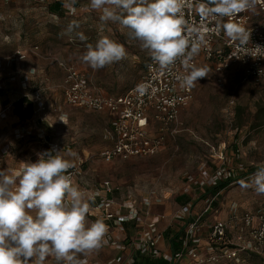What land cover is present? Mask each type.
Wrapping results in <instances>:
<instances>
[{
    "label": "rangeland",
    "instance_id": "1",
    "mask_svg": "<svg viewBox=\"0 0 264 264\" xmlns=\"http://www.w3.org/2000/svg\"><path fill=\"white\" fill-rule=\"evenodd\" d=\"M29 4L37 5V0H0V57H10L16 49L26 48L17 43L13 45L15 40L11 42V39L21 42L25 37L22 14L18 12L12 21V11H20L18 9ZM74 5L80 11L72 16L79 25V32L87 38L84 41L76 36V44L95 46L101 36H108L123 44L128 53L126 59L97 70L92 78L94 86L101 89L102 81L109 86H125L124 82L134 70L135 73L140 71L136 82L140 81L151 59L147 50H141L139 42L130 39L127 29H122L118 23L102 25L100 13L90 8V0H76ZM80 49L83 54L87 50L83 46ZM206 68L207 78L197 84L194 99L181 110L177 134L155 156L118 158L111 162L103 160L100 152L108 143L110 121L93 110L65 107L63 121L68 118L67 125L57 124L55 132H50L52 138L61 139L63 147L70 146L73 152L78 151L75 159L82 163L80 180L83 184L91 186L110 179L121 187L119 196L131 192L140 200L152 198L151 210L164 216L161 222L164 233L168 229H184L187 220L177 218L176 214L186 203L194 202L196 210L203 211L204 190L211 186L208 182L203 183L205 176L216 175L218 170L230 169L232 173V182L221 190L214 204L218 217L231 219L234 210L241 216L264 208V194L240 184L242 180L248 181L258 167L264 165V117L260 115V107H264V78H247L244 68L235 65L223 74L220 82L212 68ZM22 87L21 82L15 90ZM124 89L122 87L120 91ZM6 90L0 89L2 104L18 98L16 92ZM34 99L38 101L37 96ZM183 195H189L190 199L180 202L178 198ZM246 229L239 219L229 231L228 240L233 242L234 237ZM137 230L132 226L128 233L132 236ZM98 251L92 253L96 255ZM109 256L115 258V254ZM262 263L260 256L253 255L240 264ZM216 264L239 263L221 260Z\"/></svg>",
    "mask_w": 264,
    "mask_h": 264
},
{
    "label": "built area",
    "instance_id": "2",
    "mask_svg": "<svg viewBox=\"0 0 264 264\" xmlns=\"http://www.w3.org/2000/svg\"><path fill=\"white\" fill-rule=\"evenodd\" d=\"M201 3H207V0H186L183 9L184 17L190 25L204 29V43L192 63L197 67H211L220 82L223 74L235 65L244 68L247 78H264V0H257L254 8L231 20L250 33V41L246 45L228 39L222 28H218L215 19H202L197 11ZM26 57L27 54L21 51L13 56L19 60ZM60 66L65 71L63 88L67 105L110 115L108 143L100 152L106 162L159 154L177 134L181 110L194 99L197 84L207 78H200L195 87H181L177 76L186 74V69L180 61L170 69L161 70L151 58L138 84L125 93L110 95L100 92L94 86L89 72L63 61ZM37 98L42 101L41 93L37 94ZM44 109L46 106L41 104L37 110ZM37 110L35 113L39 112ZM60 111L61 116L66 117ZM40 119L47 121L45 117ZM26 134L27 128L23 127L16 135L24 138ZM62 149L60 143L46 139L40 154ZM81 169L82 163H79L66 174L71 175L74 183L85 194L89 203L87 216L94 218L92 222L102 219L106 223V245L129 252L127 257L113 258L110 264H137V255L165 259L169 264H182L186 256L189 264H216L221 259H236L240 263L242 252L264 257V208L241 216L234 210L231 219L208 222L205 216L210 212H218L214 204L220 192L206 198V206L200 213H194V202H188L176 214L177 218L187 220L180 237L181 248L175 253H167L160 246L164 238L160 228L164 216L151 210L154 202L152 198L140 200L131 192L124 196L116 195L121 187L110 179H104L94 187H82L76 183L82 174ZM231 175L230 169L218 170L216 175L205 176L206 181L203 183L215 186L232 178ZM93 202L94 206H90ZM239 219L247 229L238 233L231 242L228 233ZM132 226L138 230L131 236L128 229ZM80 260L86 261V264H99L90 261L88 257Z\"/></svg>",
    "mask_w": 264,
    "mask_h": 264
},
{
    "label": "clouds",
    "instance_id": "3",
    "mask_svg": "<svg viewBox=\"0 0 264 264\" xmlns=\"http://www.w3.org/2000/svg\"><path fill=\"white\" fill-rule=\"evenodd\" d=\"M256 2L207 0L198 5L197 11L202 19H215L228 39L246 45L250 33L231 20L254 8ZM185 5L186 0H90V8L100 13L102 25L112 22L127 29L128 37L138 41L141 50H147L161 70L180 61L186 74L178 75L177 80L181 87L192 88L207 76L208 70L192 63L205 36L203 28L185 19ZM78 27L71 22L66 34ZM76 36L87 39L82 32ZM127 56L123 44L101 36L95 46L87 45L81 59L99 70ZM71 167L61 151L52 150L39 154L35 162H23L19 172L0 171V264H44L48 256H54L57 264H86L77 258L78 254L98 250L106 242V223L102 219L87 222L89 203L71 175L66 174ZM240 184L264 194V165Z\"/></svg>",
    "mask_w": 264,
    "mask_h": 264
},
{
    "label": "crops",
    "instance_id": "4",
    "mask_svg": "<svg viewBox=\"0 0 264 264\" xmlns=\"http://www.w3.org/2000/svg\"><path fill=\"white\" fill-rule=\"evenodd\" d=\"M57 1H63L62 8L58 10L51 7L52 4ZM70 8H74L75 11H70ZM18 10L20 11H12V21L15 20V15L19 14L18 12H21L25 37L21 42H17V39H11V42H14L15 40L13 45L17 43V45H24L26 48L16 49L10 57H0V89L7 88L6 92H16V94H18V98L9 103L2 104L0 102V171L5 172L6 174H14L19 172L22 169L23 162H35L38 159V155L40 154L41 148L44 146L46 139L51 142L60 143L61 139L52 138L50 133L51 131L55 130L57 124L64 127L68 123V118H65V121H63L64 119L61 116L62 112L60 110L65 112V107L76 108L74 106L67 105L64 101L63 83L65 71L60 66V62L63 61L68 64L75 65L79 69L89 72L91 79L96 75L97 72V70H93L81 59L83 52L80 48H82V46L87 48V44L81 43L79 45L75 43V40H78L76 38V33L79 32V28H76L71 34H66V29L68 28L69 24L73 21L76 22L74 16L72 15H74L79 10L78 7L71 4V0H37V5L29 4ZM89 39L91 38L89 37L88 40ZM20 51L25 52L27 57L24 60L14 59V54ZM133 61H135V59ZM138 72L135 73L134 70L131 77H129L124 82L125 86L122 84V87L125 88L123 91H120L122 90L121 85L109 86L103 84L104 81L101 82L102 87L98 90L104 94L110 95L125 93L128 89L132 88L141 81L142 78L140 81L136 82L137 78L139 79L141 75V73L137 75ZM13 79L15 80L12 81ZM21 82L23 89L21 88V90H15L16 86L17 88L20 87ZM38 93H41L42 101H36L34 99ZM23 96H28L34 101L36 110L41 104H44L46 109L40 111L37 110L39 112H36L30 119H21L14 112V103ZM3 114H5V116H2ZM101 114L105 115L110 121L109 114ZM42 117H45L47 121H41L40 118ZM23 127L27 128V134L24 138H18L16 134ZM70 148V146L63 147L61 153L65 159L70 161L72 166H75L79 164V160L75 159L78 151L74 150L73 152ZM80 178H78L76 182L78 185L82 187L95 186V184L91 186L83 184ZM212 187L214 186L211 185L207 188L209 189ZM204 191L205 193L203 197L205 198H203V201L204 205L206 206L205 200L210 196V194L206 193V189ZM116 195H118V193H116ZM90 206H94V202L91 203ZM195 207L196 205L193 209L194 213H199L201 209L196 210ZM216 213L217 212L208 213L205 216V219L208 222L216 219H223L218 217ZM86 219L89 224L92 222V220H94V218L88 216ZM185 224H187V222ZM185 227L186 225L184 226V229ZM184 229L181 230L184 231ZM179 231L180 230L174 231V233ZM163 235L164 238L161 241L160 246L167 253H175L171 247V244L165 238L164 232ZM203 241H206V239ZM203 247L205 246L203 245ZM98 253L99 254L96 255H94L92 252L86 255L78 254L77 258L80 259L83 257H88L90 261H96L99 262V264H110L109 262L112 259L109 255L111 254H115V257H127L129 255V252H122L115 247L106 245L105 243L99 249ZM253 255L255 254L250 252L240 253V263L245 262L246 257H252ZM261 259L263 261L262 264H264V257H261ZM221 260L235 261L238 263L236 259ZM221 260L219 262H221ZM29 264H33V262L30 261ZM44 264H57V261L54 256H48L45 258ZM182 264H189L188 256L182 260Z\"/></svg>",
    "mask_w": 264,
    "mask_h": 264
},
{
    "label": "trees",
    "instance_id": "5",
    "mask_svg": "<svg viewBox=\"0 0 264 264\" xmlns=\"http://www.w3.org/2000/svg\"><path fill=\"white\" fill-rule=\"evenodd\" d=\"M62 5H63V1H57L53 3L51 7L58 10L62 8ZM14 106H15L14 108L15 114H17L23 120L32 118L36 111L34 101L30 99L28 96H23L20 99L16 100ZM239 112L241 113V107H239ZM260 115L264 117V107H260ZM231 182H232V178L223 180L219 182L218 185H215L214 187L207 189L206 193L210 194V196H214L217 193L221 192V190L226 188ZM189 199L190 197L188 195H183L178 198L180 202H187ZM182 233L183 230H180L179 232H175V233L172 229H168L167 231H165V238L171 244V247L174 252L178 251L181 248L180 237ZM136 263L137 264H168V261H166L165 259H151L148 257H143V256L140 257L139 255H137Z\"/></svg>",
    "mask_w": 264,
    "mask_h": 264
}]
</instances>
